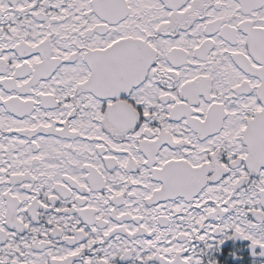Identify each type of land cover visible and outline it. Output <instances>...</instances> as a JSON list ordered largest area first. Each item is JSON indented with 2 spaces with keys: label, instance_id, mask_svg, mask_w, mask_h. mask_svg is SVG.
Returning a JSON list of instances; mask_svg holds the SVG:
<instances>
[{
  "label": "snow or ice",
  "instance_id": "1",
  "mask_svg": "<svg viewBox=\"0 0 264 264\" xmlns=\"http://www.w3.org/2000/svg\"><path fill=\"white\" fill-rule=\"evenodd\" d=\"M0 264H264V0H0Z\"/></svg>",
  "mask_w": 264,
  "mask_h": 264
}]
</instances>
